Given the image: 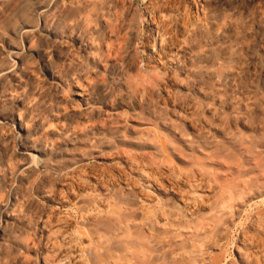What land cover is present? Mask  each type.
I'll return each mask as SVG.
<instances>
[{
    "label": "clouds",
    "instance_id": "9594fccd",
    "mask_svg": "<svg viewBox=\"0 0 264 264\" xmlns=\"http://www.w3.org/2000/svg\"><path fill=\"white\" fill-rule=\"evenodd\" d=\"M0 264H264V0H0Z\"/></svg>",
    "mask_w": 264,
    "mask_h": 264
},
{
    "label": "rangeland",
    "instance_id": "374dc122",
    "mask_svg": "<svg viewBox=\"0 0 264 264\" xmlns=\"http://www.w3.org/2000/svg\"><path fill=\"white\" fill-rule=\"evenodd\" d=\"M256 3H259L260 2V0H257V1H255ZM15 82V81H14ZM132 123H136V122H132ZM190 128H191V126H190ZM101 160H102V162L105 160V158H101ZM107 162H110V158L108 159V161Z\"/></svg>",
    "mask_w": 264,
    "mask_h": 264
},
{
    "label": "bare ground",
    "instance_id": "6f19581e",
    "mask_svg": "<svg viewBox=\"0 0 264 264\" xmlns=\"http://www.w3.org/2000/svg\"><path fill=\"white\" fill-rule=\"evenodd\" d=\"M255 1H257V0H255Z\"/></svg>",
    "mask_w": 264,
    "mask_h": 264
}]
</instances>
